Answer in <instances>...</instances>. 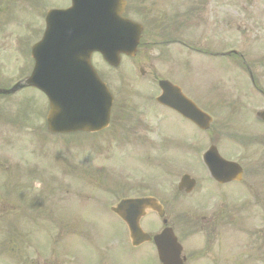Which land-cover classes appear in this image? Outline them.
Returning a JSON list of instances; mask_svg holds the SVG:
<instances>
[{
	"label": "rangeland",
	"instance_id": "1",
	"mask_svg": "<svg viewBox=\"0 0 264 264\" xmlns=\"http://www.w3.org/2000/svg\"><path fill=\"white\" fill-rule=\"evenodd\" d=\"M10 1V0H9ZM67 3V0H11L10 6H9V13L7 14L5 12L4 15L7 16V22L6 24L3 23L2 27L6 26V29L8 30V38L5 40L7 50L4 51V62L2 64V58L0 57V70L3 72H6L7 76H10L12 78H16L20 75H25L29 68H30V57H29V49L30 46H32L33 43L36 42L37 38L41 36V31L44 28V12L48 7H59ZM230 3L234 5L233 9L236 10V12H230V14L234 15V18L238 19H249V20H264V15L260 16V9L261 6L264 5V0H251V2H248L247 4H242L240 0H231ZM69 4V3H68ZM230 8V7H229ZM246 8L250 9L249 12H242L241 9ZM231 9V8H230ZM254 10V13L252 12ZM254 14V16H252ZM249 17H246L248 16ZM264 24V21L262 22ZM259 30V29H258ZM260 34L257 33V36ZM261 35H264V31L261 33ZM3 39L6 37L5 35H1ZM1 42H4L3 40H0ZM162 49L161 46L155 45L151 48L150 53L154 54L157 53ZM97 61L100 63V59H97L95 62V65H99ZM129 65L127 62H122V65L120 68L126 69ZM103 70H106L108 74H114L115 71H112L106 67H102ZM101 71V70H100ZM104 73V72H103ZM128 73V71H125L121 74ZM6 78V77H5ZM7 79V78H6ZM8 81H16V79H7ZM11 82V83H13ZM132 82H130L131 84ZM10 84V83H9ZM134 86V85H132ZM22 96H16V97H10L9 99H5V101L8 103L5 106H9L8 112L2 108L0 118H3V116L9 115V118L15 122L20 120L21 116V110L20 106L23 105V103L27 106L34 105L35 103H38L37 106H43L45 103V97H41L40 95H37L36 93L32 92L30 89H27L25 92L21 93ZM146 107L150 110H156L158 109V106L154 104L153 102H147ZM18 108V110H17ZM31 108V109H30ZM13 111L10 113V111ZM25 111L30 110V112L34 113V107H28L24 108ZM155 113V112H154ZM157 113H155L154 118H147L146 121L149 123L151 127L155 126L157 123ZM8 117V116H7ZM172 114H168V120L165 122V128L170 132L172 135L173 132L177 131L180 127V122L178 120L172 121ZM25 121V120H24ZM19 123H7L6 124H0V142L3 143L4 149H1V154H3L7 159H10V165L12 167H17L19 164L24 163L25 159L21 156V149L24 146V149L22 150V154H26V159H29L28 156H31L30 162L34 165L39 164H45V169L50 170L52 168V165L56 166L59 164V157H56L55 154L51 150L45 153L41 147L40 149L37 147L36 150H34L33 153V143L34 138L31 134H29L28 129H22L21 132L18 131ZM151 133L157 134L155 131H149L148 137H151ZM22 139L25 142H27V145L25 146L24 143L22 144ZM9 140V144H8ZM80 150L83 151L82 147H80ZM170 152V151H168ZM33 153V155H32ZM28 155V156H27ZM176 158V156H175ZM115 162L118 164H137L133 158H132V151L131 149H126L123 151L122 155L117 156L115 159ZM143 173L150 175V168L140 169ZM157 172H152V174H156ZM17 174V173H16ZM14 174V175H16ZM23 174V173H22ZM200 179H203V177H199ZM23 177L18 176V182L22 183ZM30 182V181H28ZM4 186V185H3ZM37 184L35 181H32L28 185V189L30 192L37 193ZM8 190H10L7 200L10 202V204L18 205V208L20 207V200H21V184L20 188H15L12 191L13 185L10 183L8 185ZM1 189V187H0ZM3 191V190H2ZM6 192V191H3ZM6 206L9 204L7 202ZM29 211V209L27 208ZM9 211V210H8ZM20 212V211H19ZM106 214H109L106 212ZM13 217V216H12ZM30 219L29 217H27ZM7 219H10L7 218ZM41 220H45V223L47 225V231L52 232L53 234H56V243L61 238H66L68 235L66 234V227L70 220H61L59 218L54 217H47L43 218ZM30 220H25L23 217H20L16 214L15 217H13V220H6V219H0V238L2 237L3 231L7 228L8 230L10 228H15L17 232L24 231L25 225L28 226V224H31ZM34 222V221H32ZM37 222V221H36ZM62 224V228H60L59 224ZM35 223V222H34ZM38 230L40 234H37L33 237L31 244L32 250L40 251L43 249V252L35 253V254H29L27 257L28 261H31V259H35L34 255H39L42 259L46 257L45 262L48 264H51L52 257H55L58 254V258L63 260V264L66 262V253L64 251H61L60 248H57L58 246L61 247L62 241L57 245L56 247V254H52L51 247L54 245L53 238H50L48 233L44 232L43 228L41 227L40 223H38ZM97 227L99 228H105L108 231H113L116 229H119L122 227L120 222L111 214H109L104 220L101 221V224ZM36 230V225L31 224V231L32 235L34 234ZM54 234V235H55ZM27 235V234H26ZM28 237V236H27ZM242 238V236H241ZM18 240V239H17ZM21 238L17 241L20 246V250L23 247L22 241H20ZM29 244V242H28ZM249 244H252L249 242ZM69 246V242H67L64 245V249L67 251ZM59 249V250H58ZM144 252H146V255H139V259L136 262L137 264H150L151 263V255H152V249L151 247H148L147 245L142 248ZM45 255V256H44ZM21 259L20 251L18 248H15L14 251L10 254H8V257L5 253H0V264H19ZM43 264V262H42Z\"/></svg>",
	"mask_w": 264,
	"mask_h": 264
},
{
	"label": "water",
	"instance_id": "2",
	"mask_svg": "<svg viewBox=\"0 0 264 264\" xmlns=\"http://www.w3.org/2000/svg\"><path fill=\"white\" fill-rule=\"evenodd\" d=\"M107 9L112 10L110 0H72L67 10L49 12L44 38L33 49L36 66L31 81L43 88L52 101L73 103L83 110L86 101L98 100L102 88L87 63L88 52L85 57L72 53L71 44L76 43L74 38L79 34L84 39L89 36L86 48H101L108 53L112 45L107 40Z\"/></svg>",
	"mask_w": 264,
	"mask_h": 264
},
{
	"label": "flooded vegetation",
	"instance_id": "3",
	"mask_svg": "<svg viewBox=\"0 0 264 264\" xmlns=\"http://www.w3.org/2000/svg\"><path fill=\"white\" fill-rule=\"evenodd\" d=\"M183 33L184 32H182V30L179 31V34L181 35L180 38L182 39L184 37ZM238 81L243 82V79H239ZM245 87H247V85L242 83L234 88V95L239 103L235 102L228 114L230 124L227 128V140L231 143V145L228 143L221 144V146H219V150L226 159L235 160L241 165L243 170L242 177L246 175L247 179L239 182L231 181L218 185L220 187H225L226 185L243 183V190L248 195L247 205H261L264 204V166L262 167V165H257L253 162V152L251 147L253 145L264 147V122L255 117L257 112L255 109L241 106L242 102L240 97L246 90ZM248 95L250 96V93ZM262 108L264 109V104ZM254 155L256 154L254 153ZM223 197L225 199L232 198V201L234 199V197L226 195ZM219 209L220 210H217L216 212H219L220 214L224 212L223 209ZM236 214L240 220L245 217L246 211L242 208L241 211L236 212ZM168 221L169 220L167 219V222ZM161 222H163V219H161ZM171 224L172 226H175L174 223ZM148 225L151 227L154 226L153 222H149ZM188 225H193L188 219H183L182 223L179 221V227L181 230ZM112 236L114 238V244L108 245V247L99 254V258L92 261V263L135 264L138 257L135 250L142 244L137 247L132 246L127 234H113ZM189 237L190 236L186 237L181 235V240L184 242L181 252L185 257L183 264H197L198 259H193L194 257H198L197 246L195 244L185 245V242ZM105 240L108 241L107 238ZM109 241H111V239H109ZM200 247H202L201 251L203 252L211 250L204 244ZM157 263L159 264L158 261ZM157 263L155 262L154 264Z\"/></svg>",
	"mask_w": 264,
	"mask_h": 264
},
{
	"label": "bare ground",
	"instance_id": "4",
	"mask_svg": "<svg viewBox=\"0 0 264 264\" xmlns=\"http://www.w3.org/2000/svg\"><path fill=\"white\" fill-rule=\"evenodd\" d=\"M111 13H113L111 9H107V12H105V14L109 16V19L113 20V16L111 15ZM112 24L115 28H117L116 22L114 20Z\"/></svg>",
	"mask_w": 264,
	"mask_h": 264
}]
</instances>
